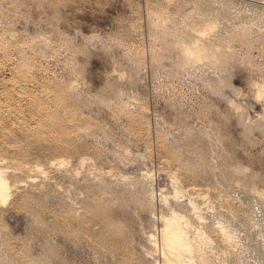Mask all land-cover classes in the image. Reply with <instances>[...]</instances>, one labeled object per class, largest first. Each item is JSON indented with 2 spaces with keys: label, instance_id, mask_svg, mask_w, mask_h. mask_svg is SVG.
Listing matches in <instances>:
<instances>
[{
  "label": "bare ground",
  "instance_id": "1",
  "mask_svg": "<svg viewBox=\"0 0 264 264\" xmlns=\"http://www.w3.org/2000/svg\"><path fill=\"white\" fill-rule=\"evenodd\" d=\"M68 1L0 0V24L15 25L20 13L18 20L23 16L33 24L36 11L41 15L34 24L51 26L43 38L47 50L63 45L68 51L71 42L74 54L83 52L87 46L61 38V24L54 25ZM144 1L143 14L133 3L119 37L108 36L125 42L131 67L118 73L113 66L117 76L105 74L97 90L87 85L83 67L63 80L48 72L27 75L30 56L20 46L10 84L0 77V92L11 105H5L6 117L0 111V264L81 261L88 238L93 255L87 260L93 264H264V0ZM143 18L150 59L163 65L166 58L173 91L183 94L186 86L187 92L164 99L163 118H155L157 172L171 180V191L154 183L153 169L130 167L137 157H147L150 147L146 103L135 79L144 64ZM11 31L0 27V50L15 41L10 37L16 30ZM239 76L244 87L236 85ZM246 95L262 107L254 120L239 101ZM90 97L100 104L94 112L105 111L122 124L116 129L135 148L134 158L111 147H122L119 139L121 146L114 143L117 138L109 147L113 128L109 132L102 124L104 113L101 123L91 117L95 113L87 115ZM89 118L97 119L103 135L109 132L106 143H99V135H75L82 123L92 129ZM233 118L237 124L228 125ZM46 129L60 133L49 143L27 142L32 136L46 138ZM16 135L26 144L17 145ZM58 170L62 178L56 177ZM20 212L27 219L24 236L9 229V220ZM27 234L37 237L36 251L25 242Z\"/></svg>",
  "mask_w": 264,
  "mask_h": 264
},
{
  "label": "rangeland",
  "instance_id": "2",
  "mask_svg": "<svg viewBox=\"0 0 264 264\" xmlns=\"http://www.w3.org/2000/svg\"><path fill=\"white\" fill-rule=\"evenodd\" d=\"M75 1L77 2L76 6H75ZM101 1H103V2L100 3L99 0H71L70 2L69 1L67 2L68 4L66 3L67 7H66V4H64L65 6L63 5L60 7L62 9L61 10L59 9L60 19L63 22L59 19L58 21L59 22L61 21V22L60 23L58 22L57 24H54V25L58 26V24H59V26H60V24H61V27L59 29L61 32V35H60L61 38H63L62 36L64 35L65 40H68V41L72 40V42L75 41V43L78 45V48H80V46H82V45L87 46V48L83 52L81 50V51H78L76 54H74V52L71 51L70 47H68L69 44H71V42H67L68 45L66 44L68 51H66V47H63V45L60 46V49L58 47L52 46L49 50H47L48 44H46L43 41V38L46 35H49V30L51 29V26L46 24L45 22H41L42 24L44 23L43 25H35L34 22L39 18V15H41L36 11L32 12V15H34V16H32V18L34 19L33 24L31 22H28L26 17L24 18V21H23V16H21L18 20V17L20 16V14L22 15V13L17 15V19L14 20L15 23L13 21V23L15 25L7 26V25L0 24V27L6 29V31H9L10 29H12L11 32H14V29L16 30V37H10L12 40H15V41H12L11 45L7 41L4 48L2 50H0V77H1V79H3L6 83L10 84V81L7 80L10 78L9 75L11 74V72H9V70L11 69V67H14L16 65L15 62H18L16 60H19V56H20L18 53V46L23 48V53H27L28 57L30 56V58L27 59L29 66L24 70V72L27 75H29L30 73H33V74L37 73L38 75H40V74H43V73L45 74L46 72H48L49 74H52L51 75L52 77L55 78V76H56V79H62L63 80L66 77L65 75L72 72V70L74 71L75 67H76V71L80 70L81 67H83L85 69H83V70L81 69V70L84 71L83 76H84V78L86 77L85 78V80H87L86 83L88 81H90V83H91V85H90L88 82L87 85L92 87V89H93V87H95L96 90L103 85V83L105 81L104 76H106L107 74H111V73H112L111 75L113 76V74H114L113 73L114 72L113 66L116 67L115 70L118 69L117 71H115L118 73H119V70H121L123 67L130 68L131 64H130V62H128L129 48H127L125 46V42H122V44H123L122 47L118 46V44H114L112 46L111 50L104 49L105 51H102L101 53H100V50L102 47L106 48V47H104L105 43L111 40L108 36L119 37L120 32L118 31V29L122 30L123 25L128 24L129 19L132 17V12H131L132 4L133 3H139L140 10L143 14L145 1L144 0H101ZM104 1H105V3H104ZM69 3H71L70 6H68ZM22 8H24V7H22ZM45 8L46 9L44 12H46L48 10V7H45ZM24 9H23V12H24ZM37 16H38V18H37ZM44 16H45V13L42 14V16H40V17H44ZM0 17H3L2 14H0ZM32 18H30L29 21H32L33 20ZM21 21H22V23H21ZM142 21H143V25H144L145 24L144 18L142 19ZM16 23H18V24H16ZM96 35H100V36L98 37ZM97 37H98V39L99 38L101 39V40L99 39L101 42L99 40L96 41ZM101 43H102V45H100ZM59 44L60 43H58V46H59ZM103 44H104V46H103ZM141 44H142V47L144 49V50H142L143 51V57H144V64H143V66H141L142 70H141L140 74H138V76H135V79L137 80L136 86H137V90L139 91V94H140V95H138V91H137V95L140 96L141 98L143 97L142 99L145 100L144 103H146V105H147V106L146 105L143 106V108H145L146 117L149 121V126H150V132H149V137H150L149 146L150 147L148 148V151H146L147 157H145V158L137 157L138 159H136L132 163V165H130V167L134 170L138 169L139 167H146L149 169H153L152 171H155L154 172L155 173L154 183H156L157 186L159 185L160 187H164L167 191H171V180L167 176H165L163 173L157 172V166L159 164V157L157 155V149L155 148L156 147L155 146L156 140H155L154 125H155V118L157 116L161 115V112H163V110H164V109H162L163 100L166 98H171L173 96L177 97V95H179V96L185 95L187 93L185 91L186 86H182V88L184 90L183 94H176L173 91V87L170 84L169 78H168L167 73H166V69L169 67V61L166 58H164L165 62L163 63V65H158V64L152 62V60L149 57V43H148V37H147L145 25L143 26V34H142ZM29 47H30V49H28ZM40 51H42V52H40ZM69 51L71 53H69ZM56 52H57V54L59 53V55H56ZM70 54H72V55H70ZM71 62L72 63L74 62L73 63L74 66L72 65ZM110 68H111V70H110ZM107 71H108V73H106ZM109 72H111V73H109ZM65 73H67V74H65ZM117 74H114V76H117ZM101 75H103V76H101ZM154 77L157 78V81H155ZM101 78L103 81H100ZM238 78H239V82H237L236 85L244 87V84L242 81L243 78L241 79V76H239ZM88 79H90V80H88ZM157 82H159V83H157ZM160 83L163 86L162 88H160ZM136 86L131 87L129 84H127L126 88H130L134 91ZM4 95L0 92V97L1 96L3 97V98H0V111H2L4 117H6L7 114H10V111H7V110L9 108V106H11V105L9 104V102L7 100L8 96L5 97ZM140 97H138V98H140ZM90 98L92 100L94 99L93 97H90ZM50 99H51V97H50ZM91 99H90V102H88L87 106L89 105L91 108L92 107L93 108L91 109L88 106L89 111H88L87 115H89V114L91 115V113H93V114L95 113L94 116L92 115L91 117L98 118V120L97 119L96 120L99 122H100V120H104L105 119L104 116L106 115L107 116V117L105 116L106 120H104L105 122H102V124L104 123V125H106L105 128L108 131L109 130L111 131L113 128V132L111 131L113 136L111 135V133H109L110 131L108 132L107 130L105 131L106 135H103L104 131L102 132L101 129H100L101 131H99V127L97 125L99 122L97 123V121L95 119L91 120V118H89V119L91 121V124H93V126L90 124L88 127H91L92 129H87L86 128L87 124L82 123V127L80 129V132L76 131L75 135H78L79 138H86V139H93L94 137H96V136L98 137V135H99V137H100V138L98 137L99 143L102 145L108 141V140H106V138H108V135L110 134L109 139L112 137L111 139H113V140L111 141V139H110V142L109 141L107 142V144H109V147L111 145L110 143H113L114 140L117 138L114 143H117L118 141H120L122 144L120 142H118L117 144L120 143L122 145V147H116L117 146L116 144H114V145L112 144L111 147H113L114 149H117V152H119L122 156L134 158L135 157L134 155L136 153V152L134 153L135 148H133V146H131L130 143H128L126 141V137L123 136L122 131L119 130L121 128H119L117 126V125H122V124L119 121L114 120L110 115L108 116L105 113V111L104 112L103 111L94 112V111H97L96 106H98L100 104L98 103V105H96L95 100L92 101ZM130 99L133 101V104H135L136 100L133 98H130ZM4 100L6 102H4ZM239 101L242 105H244L246 107V109H245L246 113L245 112L244 113L247 115L248 118H251L252 120H254L258 117V114L261 112V109H262L260 103L256 102L253 98L248 97L247 95L239 98ZM50 102H51V100H50ZM157 102H160V103L162 102V103L160 105H158ZM1 105H4L3 109H5L6 112H4L2 110ZM5 105H7L8 108ZM87 106L85 105V107H84V105H83L85 113L87 112L86 111ZM6 108H7V110H6ZM159 112H160V114H159ZM98 113L101 114V115L99 114L100 117L98 116ZM103 113L105 114L104 116H103ZM23 116L25 117L26 120H29L30 126H32L35 123V120L30 121L28 111H24ZM102 116H103V118H102ZM159 117L163 118L162 116H159ZM32 121H33V123H32ZM92 121H95V122L92 123ZM107 122L109 123L110 127H109ZM31 123H32V125H31ZM105 123H107V124H105ZM235 124H237V121L235 118H233L232 122L228 123V125H233V126ZM94 126L97 127V129H98L97 132L99 131L98 134H96L97 133L96 128H95L96 133L94 132V130H93ZM111 126H112V128H111ZM33 127H35V125H33ZM108 127H109V129H108ZM114 128L115 129L119 128V129H116L117 133H116ZM237 129H239V131H240L241 127L237 128ZM88 131L92 132V135ZM59 133H60L59 129L54 130V131L51 129H46V131H45L46 138L38 140L37 138L32 136L27 140V142L39 141L42 143H49V142H51V139L55 136H58ZM107 133H109V134L107 135ZM114 133L116 134V136H114ZM118 133H119V135H118ZM105 136H107V137H105ZM122 138H124V139H122ZM15 139L16 140L18 139L17 145L26 144L25 143V137H23V136L19 137L16 135ZM102 139H104V140H102ZM138 143H139V144H137V146L139 145L138 149L140 148V150L143 151L142 149L144 148V146L142 145V143H140V141H138ZM151 144H152V146H151ZM140 145L143 147H140ZM27 150L31 151V149H27ZM129 150L131 151V153L129 152ZM39 159H42V158H39ZM17 160L18 159H13L12 161L15 162ZM135 165H136V167H135ZM54 173H55L57 178H62V172L60 170L54 171ZM16 214L18 216L17 215L13 216L15 219H13V217H12L8 222L9 223V229L12 233L14 232L15 235L24 236L25 235V232H24L25 223H24V221L26 222L27 219L25 218L24 214L21 212H20V214L19 213H16ZM23 216H24L25 220L22 218ZM26 238L30 239V240H26L25 242L30 244L31 249L33 251H36V246H37L36 238L37 237H33L31 234H27ZM137 238L140 240V237H137ZM52 240L53 241H61L59 238H53V237H52ZM83 244L86 246V248L84 249L86 252L83 250V254L80 256L81 261L76 260V259L67 258L68 264H93V260H87L88 257H90V259H91V257H92L91 255H93V252H92L93 250L91 249V242L89 241V238L86 240H83ZM133 250H135L137 253L140 252V249H139L137 244L135 245V247H133ZM88 252L90 254H87Z\"/></svg>",
  "mask_w": 264,
  "mask_h": 264
},
{
  "label": "clouds",
  "instance_id": "3",
  "mask_svg": "<svg viewBox=\"0 0 264 264\" xmlns=\"http://www.w3.org/2000/svg\"><path fill=\"white\" fill-rule=\"evenodd\" d=\"M114 44H118V46H120V47L123 46V44H122L121 41H118V40H116L115 38H113L112 40H110V41H108V42L105 43V47H106L108 50H111V48H112V46H113Z\"/></svg>",
  "mask_w": 264,
  "mask_h": 264
}]
</instances>
